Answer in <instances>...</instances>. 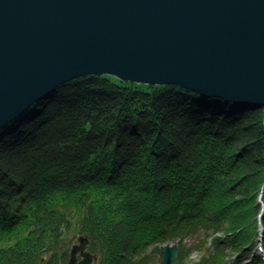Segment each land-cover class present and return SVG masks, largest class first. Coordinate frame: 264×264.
Returning <instances> with one entry per match:
<instances>
[{
	"label": "trees",
	"instance_id": "obj_1",
	"mask_svg": "<svg viewBox=\"0 0 264 264\" xmlns=\"http://www.w3.org/2000/svg\"><path fill=\"white\" fill-rule=\"evenodd\" d=\"M42 102L0 130V264H66L82 236L96 264L168 242L178 264H261L264 106L110 75Z\"/></svg>",
	"mask_w": 264,
	"mask_h": 264
},
{
	"label": "water",
	"instance_id": "obj_2",
	"mask_svg": "<svg viewBox=\"0 0 264 264\" xmlns=\"http://www.w3.org/2000/svg\"><path fill=\"white\" fill-rule=\"evenodd\" d=\"M88 75L264 106V0H0V130ZM87 243L66 264H95Z\"/></svg>",
	"mask_w": 264,
	"mask_h": 264
},
{
	"label": "rangeland",
	"instance_id": "obj_3",
	"mask_svg": "<svg viewBox=\"0 0 264 264\" xmlns=\"http://www.w3.org/2000/svg\"><path fill=\"white\" fill-rule=\"evenodd\" d=\"M150 85V84H149ZM47 98V96L46 97H44V98H42V100H45ZM41 100V99H40ZM40 100L37 102V103H39L40 102ZM16 121V119L14 120V121H12L11 123H9V124H7L3 129H1L2 131H4L6 128H8L9 127V125L11 124H15L14 122ZM262 196V194L261 193H259V195L258 196H256V198H255V201L257 202V204L258 203H262V201H261V197ZM210 233V232H209ZM170 245L172 244L171 242H168ZM255 243H256V245L254 246V248H253V252H255V253H257V254H261V255H263V252H262V250L260 249V242L258 241V239H256V241H255ZM207 244H208V246L209 247H211L212 246V248H209V250L210 251H213V245H214V243L212 242V240H211V238L209 237V239H208V242H207ZM226 255H225V259H226V261L227 262H224V263H222V264H227V263H229V260H231L232 261V254H233V252L231 251V250H226ZM228 253H230V254H228ZM202 254H203V252L202 251H197L196 252V254H194V255H192L191 256V258H193L192 260V264H201V260H200V258L202 257ZM153 255H156V254H153ZM157 256V255H156ZM247 257H250V256H247ZM262 257V256H261ZM242 258H245V256H242L241 257V259ZM95 264L97 263V260L96 261H93ZM146 264H160L159 262H158V259H157V257L155 258V259H149L148 260V262L146 263ZM177 264H178V262H177ZM235 264H247L246 263V261L245 260H241V262H236Z\"/></svg>",
	"mask_w": 264,
	"mask_h": 264
},
{
	"label": "bare ground",
	"instance_id": "obj_4",
	"mask_svg": "<svg viewBox=\"0 0 264 264\" xmlns=\"http://www.w3.org/2000/svg\"><path fill=\"white\" fill-rule=\"evenodd\" d=\"M48 96H49V95H48ZM48 96H47V97H48ZM213 99H216V98H213ZM42 101H43V100L41 99V100H40V104L43 103ZM37 102H38V101H37ZM37 102H35V103H34L29 109L33 108V107L37 104ZM234 104H235V103H234ZM29 109H27V110H26L21 116H19L17 119H19V118L21 119V118L27 113V111H29ZM17 119H16V120H17ZM260 229H261V228H260ZM255 245H256V243H255ZM255 245H254V246H255ZM261 250H262V249H261ZM260 261H261V264H264V260H260Z\"/></svg>",
	"mask_w": 264,
	"mask_h": 264
},
{
	"label": "flooded vegetation",
	"instance_id": "obj_5",
	"mask_svg": "<svg viewBox=\"0 0 264 264\" xmlns=\"http://www.w3.org/2000/svg\"><path fill=\"white\" fill-rule=\"evenodd\" d=\"M78 259H80V258L78 257Z\"/></svg>",
	"mask_w": 264,
	"mask_h": 264
}]
</instances>
